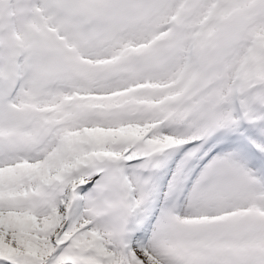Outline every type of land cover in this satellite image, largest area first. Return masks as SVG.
<instances>
[{
	"label": "snow or ice",
	"instance_id": "snow-or-ice-1",
	"mask_svg": "<svg viewBox=\"0 0 264 264\" xmlns=\"http://www.w3.org/2000/svg\"><path fill=\"white\" fill-rule=\"evenodd\" d=\"M0 264H264V0H0Z\"/></svg>",
	"mask_w": 264,
	"mask_h": 264
}]
</instances>
